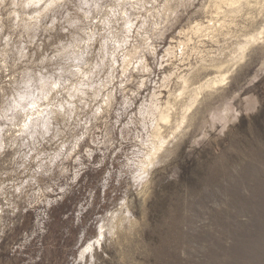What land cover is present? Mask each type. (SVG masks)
Wrapping results in <instances>:
<instances>
[{
	"label": "rangeland",
	"instance_id": "1",
	"mask_svg": "<svg viewBox=\"0 0 264 264\" xmlns=\"http://www.w3.org/2000/svg\"><path fill=\"white\" fill-rule=\"evenodd\" d=\"M221 2L0 0V264H264V0Z\"/></svg>",
	"mask_w": 264,
	"mask_h": 264
},
{
	"label": "bare ground",
	"instance_id": "2",
	"mask_svg": "<svg viewBox=\"0 0 264 264\" xmlns=\"http://www.w3.org/2000/svg\"><path fill=\"white\" fill-rule=\"evenodd\" d=\"M223 2L221 3H218L217 5V10H223V5H225L226 7V10L225 12L228 14H236L240 11L241 7L245 4L246 1L248 0H222ZM251 2V1H250ZM263 2V1H262ZM249 4V3H248ZM246 5V4H245ZM257 5V4H256ZM247 6V5H246ZM264 7V6H263ZM245 8V7H244ZM259 8V6L257 7ZM219 11V12H220ZM224 12V10H223ZM224 12V13H225ZM222 13V12H221ZM219 14V13H218ZM230 16V15H229ZM228 16V17H229ZM236 16V15H235ZM233 17V16H232ZM234 19V18H233ZM225 20V19H224ZM225 23V21H224ZM222 23V24H218V26L220 28H222L225 24ZM209 32V31H208ZM260 35H263V33H261ZM258 39V36H252V38L250 39L249 38V41L247 42H253L255 40ZM242 48V47H241ZM247 48V47H246ZM244 49L245 47H243L241 49L242 52H244ZM222 69V68H221ZM223 71V69H222ZM221 71V72H222ZM220 72V71H218ZM216 78V77H215ZM214 79V78H213ZM226 81V77L223 76V77H220V78H217L215 80H212V81H208L206 82L204 85H201L198 89V94L193 98L191 104L187 107V109H185L184 113H183V117H182V123H185V121L187 120V117L189 116L190 112L192 113V108L193 106H195V104L199 101V95H201L204 91L208 90V89H214L215 87L219 86V85H222L224 82ZM186 82V81H185ZM184 83V81H183ZM187 85V84H186ZM220 87V86H219ZM222 87V86H221ZM220 87V88H221ZM218 88V87H217ZM185 92V91H184ZM182 95V94H181ZM179 99V98H178ZM169 113V112H168ZM167 111L163 114V121H166L167 123L169 122L170 120V114H168ZM181 122V121H180ZM157 136L159 137V133L157 134Z\"/></svg>",
	"mask_w": 264,
	"mask_h": 264
}]
</instances>
